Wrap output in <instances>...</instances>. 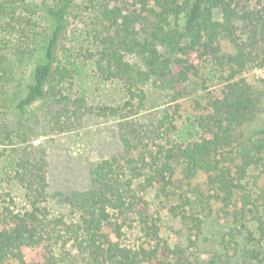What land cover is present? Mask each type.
Masks as SVG:
<instances>
[{
  "label": "trees",
  "instance_id": "trees-1",
  "mask_svg": "<svg viewBox=\"0 0 264 264\" xmlns=\"http://www.w3.org/2000/svg\"><path fill=\"white\" fill-rule=\"evenodd\" d=\"M50 1L42 9L47 28L39 31L34 14H23V0H0L11 36L0 50L1 88L16 81L13 71L25 58L40 55L10 122L22 144L39 123L28 111L39 101L53 109L49 130L63 133L85 111L124 121L151 100L158 125L148 130L159 136L165 124L174 129L177 102L203 62L214 65L222 86L197 119L198 140L139 151L142 132L120 124L133 140L120 132L121 151L91 168L82 192L50 197L44 149L11 153L10 179L26 203L17 209L10 193H0V264H264V129L244 132L264 115V79L252 84L243 76L249 67L264 69V0L89 1L84 57L100 79L122 86L126 101L85 111L84 98L65 93L72 76L57 59L73 0ZM160 106L166 109L157 114ZM13 138L7 124L0 128L3 142ZM51 198L66 215H51ZM163 210L179 225L174 238L161 235ZM135 233L137 243L129 244L127 234Z\"/></svg>",
  "mask_w": 264,
  "mask_h": 264
},
{
  "label": "rangeland",
  "instance_id": "rangeland-1",
  "mask_svg": "<svg viewBox=\"0 0 264 264\" xmlns=\"http://www.w3.org/2000/svg\"><path fill=\"white\" fill-rule=\"evenodd\" d=\"M89 1L91 0H73L70 4L66 15L64 37L57 47V59L62 66L70 70L72 76L70 83L66 84L65 93L71 99L84 98V111L104 106H121L126 101L122 86L116 81L100 79L96 75L92 63L84 57L90 44L89 41L91 42L89 36L93 27V15L90 12ZM48 2L51 1L23 0L22 7L26 5L25 8L28 11L24 13L22 7L21 11L26 15L34 14L33 17L40 26L39 31L47 28V20L42 16V9L49 4ZM32 4L37 6V11L30 8ZM33 10L35 12H32ZM8 32L7 27L2 24L0 19V50L6 51L4 45H11L8 42L11 38ZM39 56L35 54L22 61L17 71H13L15 82L10 83L8 87L6 85L3 89L0 84V91L3 90V94H0V128L7 124L10 131H13L14 137L12 142L7 140L3 142L0 139V193H10L17 209H21L26 202L24 190L10 179L13 175L11 153H29L35 152L39 148L44 149L47 161V193L50 197L55 193L82 192L90 188L91 168L98 162L110 159L121 151L120 132L126 133L133 140V134L130 133L128 127L123 129L120 124L127 121L128 124H133L142 132L144 138L138 148L139 151L145 148L151 151L156 147L155 145H163L167 141L185 144L198 140L202 133L197 125V119L205 113L208 98L217 96L222 86L218 72L213 68L214 65L208 61L203 62L199 77L195 79L196 84L189 86L187 96L177 102V114L173 116L172 120L174 129L167 131L168 126L165 124L161 128L164 134L159 136L156 132L150 133L148 130H152L158 125L156 118L152 119L155 117L152 115L155 110L148 109L153 105L151 100L147 101L145 111L136 113L128 118L129 120L124 119V121L116 118H99L85 111L78 118L77 123L75 122L74 128L63 133L49 130L45 120L48 119L47 112L53 109L47 106L46 101H39L28 109L34 113L33 121L39 123L33 127V132L29 133L31 141L22 144L10 122H15V102L23 96L25 85L30 82L31 69L39 61ZM243 76L250 83L258 84L257 81L264 79V69L249 67L244 71ZM136 109L137 107L134 105L133 111ZM155 109H157V114H162V109H166V107L160 106ZM172 109L167 110L170 115ZM259 129H264V115L247 126L244 132L246 136H249ZM197 182H202V180L198 179ZM47 205L53 216L66 215L68 212L67 207L57 204L56 199H49ZM161 214L162 237L165 239L174 238V230L178 229V223L172 220L164 210ZM251 228L255 229V226L252 225ZM137 237V233L127 234V242L129 244L137 243ZM261 248L264 251V239L261 242Z\"/></svg>",
  "mask_w": 264,
  "mask_h": 264
}]
</instances>
